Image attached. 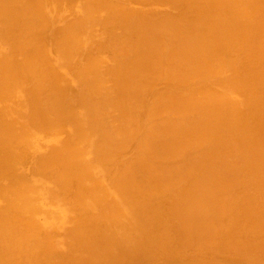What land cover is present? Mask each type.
I'll list each match as a JSON object with an SVG mask.
<instances>
[{"label":"bare ground","instance_id":"bare-ground-1","mask_svg":"<svg viewBox=\"0 0 264 264\" xmlns=\"http://www.w3.org/2000/svg\"><path fill=\"white\" fill-rule=\"evenodd\" d=\"M0 264H264V0H0Z\"/></svg>","mask_w":264,"mask_h":264}]
</instances>
